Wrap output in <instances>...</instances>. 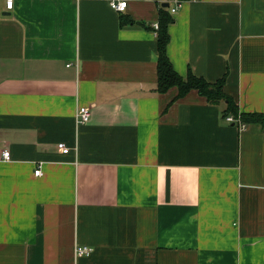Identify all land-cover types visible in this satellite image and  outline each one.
Segmentation results:
<instances>
[{"label":"crops","instance_id":"1","mask_svg":"<svg viewBox=\"0 0 264 264\" xmlns=\"http://www.w3.org/2000/svg\"><path fill=\"white\" fill-rule=\"evenodd\" d=\"M110 1L0 0V264H264V129L159 93L168 0ZM173 17L175 69L226 76L240 111L264 112V0Z\"/></svg>","mask_w":264,"mask_h":264},{"label":"trees","instance_id":"2","mask_svg":"<svg viewBox=\"0 0 264 264\" xmlns=\"http://www.w3.org/2000/svg\"><path fill=\"white\" fill-rule=\"evenodd\" d=\"M174 22L173 14L170 7L160 4L159 10V28L155 29L157 34V50H158V81L157 91L166 93L171 88L176 87L178 94L175 99L186 96L192 90H197L200 95L207 98L211 104H225L223 115L227 118L229 115L238 117L248 125H259L264 129V112H242L236 100L227 94L225 90L226 76L216 81H209L203 76L197 75L189 68L185 76L181 75L174 67L172 60L168 54V46L170 43V25ZM124 24V23H123Z\"/></svg>","mask_w":264,"mask_h":264},{"label":"built area","instance_id":"3","mask_svg":"<svg viewBox=\"0 0 264 264\" xmlns=\"http://www.w3.org/2000/svg\"><path fill=\"white\" fill-rule=\"evenodd\" d=\"M184 1L185 0H168L170 11L173 15L180 10ZM110 5L114 10L123 12L126 11V9L128 8V0H111ZM12 6H13V0H7V7L12 8ZM154 28L155 29L159 28L158 22L154 23ZM90 117H91V108L89 106H81L77 112V122L79 124H84L90 120ZM226 119L229 122L237 125L240 130H245L248 127V124H246L242 120L240 115L238 117L234 115H229ZM58 148L63 153H68L70 151V147H68L64 142L59 143ZM2 155L4 159H10V151L8 149L3 150ZM42 174H43L42 163H40L35 170V175L39 176ZM93 250L94 248L91 246L77 244L74 251H75V256L77 258H82L91 255Z\"/></svg>","mask_w":264,"mask_h":264},{"label":"water","instance_id":"4","mask_svg":"<svg viewBox=\"0 0 264 264\" xmlns=\"http://www.w3.org/2000/svg\"><path fill=\"white\" fill-rule=\"evenodd\" d=\"M163 6L169 7V3L168 2L163 3Z\"/></svg>","mask_w":264,"mask_h":264}]
</instances>
